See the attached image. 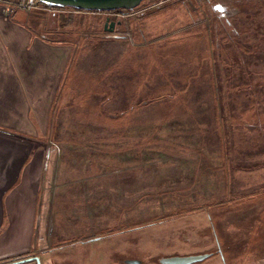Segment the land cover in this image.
Masks as SVG:
<instances>
[{
	"label": "rangeland",
	"instance_id": "rangeland-1",
	"mask_svg": "<svg viewBox=\"0 0 264 264\" xmlns=\"http://www.w3.org/2000/svg\"><path fill=\"white\" fill-rule=\"evenodd\" d=\"M54 10L28 23L65 25L45 34L64 80L36 135L39 264H264V0L142 1L106 28Z\"/></svg>",
	"mask_w": 264,
	"mask_h": 264
},
{
	"label": "crops",
	"instance_id": "crops-1",
	"mask_svg": "<svg viewBox=\"0 0 264 264\" xmlns=\"http://www.w3.org/2000/svg\"><path fill=\"white\" fill-rule=\"evenodd\" d=\"M4 9L0 3V264H10L44 251L32 249L44 150L36 135L47 131L64 80L63 42L45 34L65 25L35 31L29 22L47 21L58 10H16L5 19Z\"/></svg>",
	"mask_w": 264,
	"mask_h": 264
},
{
	"label": "water",
	"instance_id": "water-1",
	"mask_svg": "<svg viewBox=\"0 0 264 264\" xmlns=\"http://www.w3.org/2000/svg\"><path fill=\"white\" fill-rule=\"evenodd\" d=\"M32 1V0H29ZM46 6H57V7H71L74 9L82 11H97V12H109L113 10L123 9L125 11H130L134 9L142 0H37ZM113 25L112 22H107L103 24L106 28ZM220 249L218 248V251ZM210 253L188 255V256H169L163 257L159 261V264H194L203 261L208 257ZM34 262V264H39L38 257L28 256L26 259H21L19 261H14L10 264H17L23 262Z\"/></svg>",
	"mask_w": 264,
	"mask_h": 264
},
{
	"label": "built area",
	"instance_id": "built-area-1",
	"mask_svg": "<svg viewBox=\"0 0 264 264\" xmlns=\"http://www.w3.org/2000/svg\"><path fill=\"white\" fill-rule=\"evenodd\" d=\"M10 4H11V7H21V8L36 7V4L33 2V0L32 1H29V0H12V1H10ZM9 9L11 10V8H9ZM44 9H47V8H44Z\"/></svg>",
	"mask_w": 264,
	"mask_h": 264
},
{
	"label": "trees",
	"instance_id": "trees-1",
	"mask_svg": "<svg viewBox=\"0 0 264 264\" xmlns=\"http://www.w3.org/2000/svg\"><path fill=\"white\" fill-rule=\"evenodd\" d=\"M142 1H154V0H142ZM141 1V2H142ZM33 2L36 4V5H39V6H41V7H44V8H49V9H71V10H75V11H81V10H78V9H74V8H71V7H57V6H46V5H44L43 3H40L39 1H37V0H33ZM141 2H140V5H141ZM135 8H137V6L135 7ZM134 8V9H135ZM123 10V9H122ZM70 17V16H69ZM62 22L64 23V24H66V22H65V20H63L62 19ZM245 84H246V86H247V82H245ZM15 259H11V260H8V261H14ZM7 261V262H8Z\"/></svg>",
	"mask_w": 264,
	"mask_h": 264
},
{
	"label": "flooded vegetation",
	"instance_id": "flooded-vegetation-1",
	"mask_svg": "<svg viewBox=\"0 0 264 264\" xmlns=\"http://www.w3.org/2000/svg\"><path fill=\"white\" fill-rule=\"evenodd\" d=\"M124 12H126V11L122 10V9L109 11V12H107L108 15L105 16V21H107L108 23L112 22L113 24H117V23H119V21L115 18H110V17L113 16L114 14L124 13Z\"/></svg>",
	"mask_w": 264,
	"mask_h": 264
}]
</instances>
